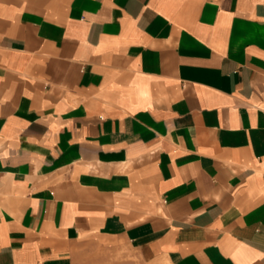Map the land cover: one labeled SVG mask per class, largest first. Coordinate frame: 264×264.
Returning a JSON list of instances; mask_svg holds the SVG:
<instances>
[{"label":"crops","instance_id":"1","mask_svg":"<svg viewBox=\"0 0 264 264\" xmlns=\"http://www.w3.org/2000/svg\"><path fill=\"white\" fill-rule=\"evenodd\" d=\"M0 264H264V0H0Z\"/></svg>","mask_w":264,"mask_h":264}]
</instances>
